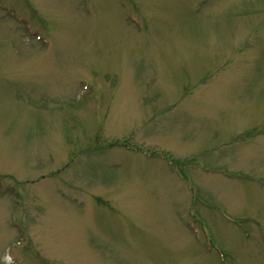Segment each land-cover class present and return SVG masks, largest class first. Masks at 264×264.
<instances>
[{
	"label": "rangeland",
	"instance_id": "rangeland-1",
	"mask_svg": "<svg viewBox=\"0 0 264 264\" xmlns=\"http://www.w3.org/2000/svg\"><path fill=\"white\" fill-rule=\"evenodd\" d=\"M0 264H264V0H0Z\"/></svg>",
	"mask_w": 264,
	"mask_h": 264
}]
</instances>
